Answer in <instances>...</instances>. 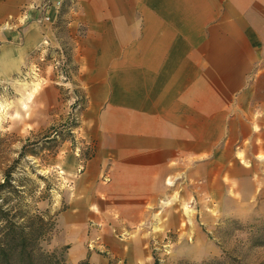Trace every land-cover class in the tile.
<instances>
[{
  "label": "crops",
  "instance_id": "0c3cea01",
  "mask_svg": "<svg viewBox=\"0 0 264 264\" xmlns=\"http://www.w3.org/2000/svg\"><path fill=\"white\" fill-rule=\"evenodd\" d=\"M76 6L64 13L52 0H0V83L29 66L43 40H58L63 19L77 29L76 133L90 154L51 250L66 248L71 264H109L99 251L132 250L110 228L131 232L181 175L197 171L205 184L216 177L226 192L236 186L264 204V0Z\"/></svg>",
  "mask_w": 264,
  "mask_h": 264
},
{
  "label": "rangeland",
  "instance_id": "374dc122",
  "mask_svg": "<svg viewBox=\"0 0 264 264\" xmlns=\"http://www.w3.org/2000/svg\"><path fill=\"white\" fill-rule=\"evenodd\" d=\"M52 2L59 12L77 8L76 0ZM57 29V41L43 40L36 59L11 82L0 83V183L9 173L11 191L25 194V203L45 214L49 223L40 247L54 257H37L35 264H71L64 248L51 250L49 241L73 195L70 184L84 169L82 154H90V145L77 129H65L66 124H80L82 109L73 47L77 29L68 27L65 19ZM33 83L40 86L32 93ZM209 184L202 171L195 178L181 175L171 191L148 206L131 232L110 228L120 249L131 246L130 252L125 248L99 254L108 257L109 264H154L155 258L160 264H264V246L252 241V226L264 229V204L248 201L236 186L226 192L216 177ZM18 196L11 206L19 204Z\"/></svg>",
  "mask_w": 264,
  "mask_h": 264
},
{
  "label": "trees",
  "instance_id": "16d2710c",
  "mask_svg": "<svg viewBox=\"0 0 264 264\" xmlns=\"http://www.w3.org/2000/svg\"><path fill=\"white\" fill-rule=\"evenodd\" d=\"M79 125L66 124L65 129L72 131L78 129ZM11 182L8 173L0 183V264H35L37 257L51 260L54 256L43 253L40 247V242L47 235V217L38 210H31V205L25 203V194L11 191ZM17 194L19 204L11 206L10 201ZM252 229L256 232L252 238L253 243L263 247L264 229L258 226H252ZM64 250L66 252V248ZM154 264H160V261L155 258Z\"/></svg>",
  "mask_w": 264,
  "mask_h": 264
},
{
  "label": "built area",
  "instance_id": "2783aa9c",
  "mask_svg": "<svg viewBox=\"0 0 264 264\" xmlns=\"http://www.w3.org/2000/svg\"><path fill=\"white\" fill-rule=\"evenodd\" d=\"M45 19H46V21H49V18H45ZM43 45L49 46V43L48 42H44ZM45 51H46V48H43V51L42 52H45Z\"/></svg>",
  "mask_w": 264,
  "mask_h": 264
}]
</instances>
